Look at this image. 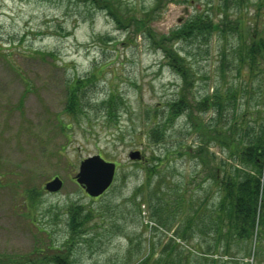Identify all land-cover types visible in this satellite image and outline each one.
<instances>
[{
	"label": "rangeland",
	"instance_id": "obj_1",
	"mask_svg": "<svg viewBox=\"0 0 264 264\" xmlns=\"http://www.w3.org/2000/svg\"><path fill=\"white\" fill-rule=\"evenodd\" d=\"M119 3L122 15L135 16L123 22L124 28L105 11L75 0H0L1 257L15 261L40 250L48 256L71 242L67 248L75 264H137L146 258L147 264H156L159 256L164 263L163 255L171 254L180 256V264H264V245L257 255L254 241L246 256L245 246L231 243L227 255L222 243L213 246L212 230L191 226L193 220L202 221V208L218 204L219 187L207 177L209 165L203 168L201 155L194 153L200 139L187 111L168 113L169 105L188 92L192 102L209 100V108L197 115L200 122L226 127L244 109L247 94H239L237 104L230 102L219 114L213 107L216 97L246 87L253 96L250 110L259 107L264 72L251 75L246 66L237 67L235 52L254 32L264 36V0ZM195 17L207 20L211 29L190 33ZM146 23L156 38L184 31L168 45L176 62L190 68L187 91L180 92L186 85L183 76L141 32ZM88 77L87 88L79 92L77 116L70 117L65 112L67 80ZM112 95L121 103L120 118L108 121L102 103ZM150 119L161 124L162 140L148 139ZM209 150L216 164L226 158L215 142ZM134 151L141 153V161L129 160ZM95 155L117 165L111 187L99 199L88 197L74 180L80 161ZM204 155L208 160L209 153ZM147 164L158 168L149 188ZM56 176L62 188L45 191V183ZM156 183L157 193L167 191L169 199L141 201L155 194ZM175 189L183 190L182 203L170 211ZM71 205L83 214L92 211L75 241L69 238L65 214ZM185 221L191 238L181 241L175 234ZM171 244L179 248L166 254Z\"/></svg>",
	"mask_w": 264,
	"mask_h": 264
},
{
	"label": "trees",
	"instance_id": "obj_2",
	"mask_svg": "<svg viewBox=\"0 0 264 264\" xmlns=\"http://www.w3.org/2000/svg\"><path fill=\"white\" fill-rule=\"evenodd\" d=\"M75 1L105 11L120 28H124L123 22L135 19V16H131L132 18H130L128 15H122L119 3L120 0ZM160 1L162 2L163 0H159V2ZM126 11H128V9H126ZM141 26L144 27L141 32L147 33L151 45H155L159 48L163 52L164 58L167 59L168 62L170 61L169 65L171 67L173 66L174 71L180 76H183L186 85L184 88H181L180 92L187 91L188 88H190V82H187V75L188 78L191 75L190 68H186L181 61L176 62L178 57L173 55L175 52L171 46L168 45L180 37V32L183 30H176L167 35L162 34V37L156 38V35L153 33L154 31L150 29L147 23ZM192 28L190 33L196 35L197 31L208 32V30L211 29L207 20L202 18L197 20V17H195V25ZM235 53L238 61L237 67L241 68L242 66H246L250 73H252L251 75L259 71L264 72V36L254 32L249 42L246 43L245 41ZM91 77L72 78L71 80H67L68 82L65 87L69 88V90L68 105L65 112L70 117L77 116V111L80 108L79 92L83 88H87L88 84L85 83L89 82ZM238 89L239 91H230V89L227 90V92L225 91L223 96L216 97V102L213 104V107L216 108L219 114L225 110L230 102H232L231 106L237 104L234 102H237L239 94L240 98H243V94H247V97L243 98L245 101L243 104L244 109L239 115L235 116V118L233 117L232 121H227L226 127L219 128L206 125L202 121L200 122L197 115L209 108V100L206 97L199 102H192L188 92L169 105L168 113L169 116H172L177 112L187 111V119L190 122V126L200 139L199 146H197L196 152L194 153L197 154L198 157L201 155L198 159H200L203 168H206L207 164L209 165L207 168V177H210L219 187L218 204L210 210L202 208L204 215L202 221H200V219L198 222L193 220L191 226L198 228L202 227L203 230L208 227V231L212 230L213 246L215 247L219 242L222 243L225 247L223 253L229 255L230 251H228V244L235 243L243 247V250H245L246 247V256H248V252H250L252 245L253 247L255 245L254 241H256L257 255L263 250L262 246L264 245V94L261 96L260 104L256 103L257 107L258 105L259 107L252 111L249 106V101L253 99L250 93L251 88L246 87ZM115 97L117 96L112 95L109 100L102 103L104 105L102 106V112L108 121L112 120L114 116L120 118L118 113L121 108V103H115L113 99ZM115 111L116 114H114ZM160 127V123L152 121L151 119L147 120L146 133L149 136L148 139L152 140L153 138L159 137L160 140H162L160 134H165V131H162ZM211 142L217 143L221 151L225 153L226 158H224V160H219L217 164L214 155L209 150ZM204 153H209L206 157L208 160L203 158L205 156ZM152 160L153 157L151 158V161ZM146 167L148 182L145 187L149 188L156 177L158 168L157 165L154 166L152 164L151 167L150 164H147ZM156 188L161 190V188H159V183L154 184L155 194H149L146 200L142 196L141 201L149 203L150 198H152L158 202H164L165 197L166 200L169 199L167 191L163 190L162 193H157ZM173 191H176L174 194L177 196H175L174 205L168 206L170 211L174 209L177 210L179 203H182L181 197L183 196V190L175 189ZM140 194L142 193L140 192ZM158 194L160 195L158 196ZM28 195L31 202L36 199V193L33 191L29 192ZM205 195H207V191ZM134 204L136 211L139 212L138 204H136V202ZM149 207L152 208V205ZM159 208L163 210L161 203ZM81 209L82 208L79 206L71 205L67 208L65 213L71 241H75L77 236L83 234V230L80 229H84V225L91 220V218L87 219L88 215L91 214L92 217L91 210V212L86 211V213L83 214ZM192 217H195L194 213ZM203 222L206 224L203 225ZM187 223L188 222L185 221L182 229L178 230L175 234V237L181 239V241H187V239L191 238L190 231L192 229H190ZM180 232H184L182 236L179 234ZM171 241L175 243V240L172 239ZM70 243L62 248L53 250L48 256H45L46 252L41 250L37 251L34 255L30 254L33 255V257H30V255L24 256L22 259L15 261L2 258L4 256L1 257L0 255V264H35L38 260L46 261L49 259L53 264H75L67 248ZM178 248V245L171 244L168 250L164 251H167V254L171 249H173L174 252ZM208 250L209 249H207V251ZM204 253L208 254V252ZM160 257L162 256H159V258ZM173 257L172 254L171 256L168 255V257L163 255L162 261L166 262L162 263L158 258L156 264H180L178 261L182 260L180 256L173 254ZM146 260L147 258L137 264H147Z\"/></svg>",
	"mask_w": 264,
	"mask_h": 264
},
{
	"label": "water",
	"instance_id": "obj_3",
	"mask_svg": "<svg viewBox=\"0 0 264 264\" xmlns=\"http://www.w3.org/2000/svg\"><path fill=\"white\" fill-rule=\"evenodd\" d=\"M129 159L138 161L141 159L139 151H134L129 154ZM115 164L108 162L99 155L87 157L82 160L78 167V172L74 179L86 194L91 198H96L103 195L111 186L115 176ZM62 187V180L59 177H54L51 181L45 184V190L54 193Z\"/></svg>",
	"mask_w": 264,
	"mask_h": 264
}]
</instances>
